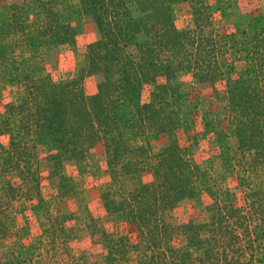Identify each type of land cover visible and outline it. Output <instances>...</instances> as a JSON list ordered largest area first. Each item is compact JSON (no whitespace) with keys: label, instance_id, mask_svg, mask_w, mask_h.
I'll return each mask as SVG.
<instances>
[{"label":"trees","instance_id":"16d2710c","mask_svg":"<svg viewBox=\"0 0 264 264\" xmlns=\"http://www.w3.org/2000/svg\"><path fill=\"white\" fill-rule=\"evenodd\" d=\"M4 1L0 243L10 246L0 264L264 261V14L221 0ZM84 23L97 38L78 76L56 82L42 49L74 43ZM150 138L162 147L145 156L137 140ZM96 148L112 228L66 172L94 169ZM81 214L86 257L73 235ZM35 219L46 251L34 246Z\"/></svg>","mask_w":264,"mask_h":264},{"label":"rangeland","instance_id":"374dc122","mask_svg":"<svg viewBox=\"0 0 264 264\" xmlns=\"http://www.w3.org/2000/svg\"><path fill=\"white\" fill-rule=\"evenodd\" d=\"M77 0H72V3L76 4ZM222 2H231L237 9L238 14H256L261 13L264 14V0H221ZM6 1L0 0V21H3V17L7 16L8 14V7L6 6ZM176 17L178 23H180V13L179 11L176 12ZM232 19H225L222 23L226 26L230 25ZM79 23V21L77 22ZM82 25V21L80 23ZM97 38V33L94 27L91 24H83V31L79 34L77 40L72 44H53L52 46L45 45L42 49L43 55L46 59L48 70L47 73L52 76L54 81L56 82H69L74 80L81 69V66L85 60V52H86V43L94 40ZM87 87H91V84H87ZM10 100V96L3 95L0 97V120L4 114V105L7 101ZM137 145L139 147H144L145 149L141 151L143 155H154L158 153L162 147L161 140L157 139H138ZM93 161L91 164L95 163L94 169L87 170L84 174H81L77 171L74 165H67L66 172L68 175H71L75 182L78 185L79 191L83 193V198L88 206L89 211L95 216L100 217L103 220V224L107 228H112L114 225L112 221V217L106 213L105 209L103 208L100 197L101 193L109 187L111 180L110 175L106 171V164L105 160L101 157V150L96 148L93 151ZM209 166V165H208ZM230 185L234 188L235 183L231 181ZM1 179H0V195H1ZM52 179L49 174L44 175L43 180V193L44 196L47 197L52 193ZM69 208H76L75 206L67 205L64 206L63 209ZM183 210V215L189 216L193 213L191 210V205L189 202H186L184 205L181 206ZM182 209H180L177 214L175 215L174 219L177 222H181V214ZM54 214H57V211H53ZM82 221L79 222V232L73 233L74 236L79 237V240L76 243V246L83 251V256H87V252L90 251V236L88 231L85 229L83 220L85 219V215L81 214L80 216ZM41 226L39 222L35 219L33 221V232L32 238L34 239V246H38L43 251H46L44 242H39V237H41ZM10 246V242L5 241L0 243V262L3 255L8 251V247ZM249 255L247 256L248 259L251 258V252H247ZM258 260L254 259L251 260H243L240 261L239 264H264L263 260H260L262 257V253H257ZM256 256V254H255ZM50 264H55L51 261ZM58 264V263H56ZM63 264V263H60ZM229 264H231L229 262Z\"/></svg>","mask_w":264,"mask_h":264}]
</instances>
